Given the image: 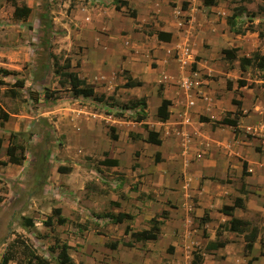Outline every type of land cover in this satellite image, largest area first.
I'll return each instance as SVG.
<instances>
[{"label":"rangeland","instance_id":"obj_1","mask_svg":"<svg viewBox=\"0 0 264 264\" xmlns=\"http://www.w3.org/2000/svg\"><path fill=\"white\" fill-rule=\"evenodd\" d=\"M147 1L136 0L137 8H134V2L131 4L128 1L129 5L121 8V14H115V11L112 10L114 6L111 0H18V4H27L31 8V13L24 23L16 21L13 18L12 7L9 2L0 0V29L7 27L28 29L30 33L27 36L19 38L22 40L21 44H26L31 51V54L28 52V55H31L29 61L23 65L21 64L19 69L12 70L11 74L4 79L8 85H12L16 78L24 79V87L18 89L20 93L19 97L15 99L6 97L3 93L7 87L0 88V92L2 93L0 96V107L11 116H15V120L13 121L20 128L15 138V145L23 148L25 157L23 164L16 171H13L14 175L11 177V181L4 180V176L0 177V191L8 193V190H10L12 194H16L19 190L25 188L28 194L33 192L36 195L37 203L51 206L59 202L62 216L68 220L66 225L57 230L54 227L49 228L41 224L36 226L40 232L31 227L29 228L31 240L28 237L25 238L23 234L16 233L14 236V239H17V241L26 240L31 246L34 244L39 252L47 256L50 264H58L55 259L56 252H52L56 248L53 240L57 235L60 242H65L69 245L70 250L68 253L72 259V264H84L83 261L86 262L85 264H105L101 262L102 254L99 251L94 252L97 248V242L98 246H104V244L116 241V239L121 242L130 240L129 235L123 236L121 232L126 223L131 225L130 221L126 220L122 226H119L113 224L109 218L105 217V215H108L107 210L112 207L116 208L115 203L118 201L124 203L123 210L134 214L137 207L142 208L140 204L136 203L137 200H140L141 203H145V201L150 202L151 200L164 203L160 211L154 213L153 216L159 215L161 210H166L170 213L169 210L172 207L180 208L179 214L182 211L186 212V214H183L184 217H181L182 223L179 222L180 217L173 218V220L175 219L174 223L179 224V226L174 227L172 225L173 222L170 223L168 221L169 217L163 221L170 228L167 229V233L164 230L165 234L161 235V238L159 235L158 241L153 245L156 250H153L152 246L150 244L147 245L146 242L142 244L143 247L137 248L138 251H143L142 249L145 248V251L152 250L158 252L159 257L157 262L159 264H189L191 252H196L203 256L206 254L204 247L209 241L225 240L227 243H230L229 238H231L234 244H243L241 236L232 235L223 229L228 218H221L215 215L213 219L214 223L212 225L207 224L209 222L206 220L208 214L200 209L202 204L197 198L198 196H195L197 190L195 194H189L192 185L196 184L194 176L190 175V178L183 179L181 182H184V186L188 190V195L185 198L181 197L179 201L173 204L168 200V190L162 191L163 185L159 186L152 179L154 174L152 170L156 166H160L162 170H165L166 163H164L161 157L158 162L154 160L155 153L158 150L154 149V146H150L149 148L145 143H142L145 142V139L142 138L146 137V130L142 126L143 122L137 123L134 121L136 113L140 110L139 108L134 109L131 104L133 101L144 98L148 104L146 110L148 120L150 121L148 127L149 129H159L160 125L157 123L158 119L155 116V105L158 101L155 90L157 91L159 85L162 86L163 84L161 83L163 78H160L167 75L171 79L176 76L175 79L180 78L179 82L183 78L188 79L189 82L190 79L193 80L194 78L193 72H199L202 69L195 70L188 66V64H185L186 66H175L172 69L173 71L170 72L167 67L160 68L154 61H151L148 63L151 67L147 69V74H144V78L146 79L143 78L144 84L139 89L129 92L128 88L122 87L124 79L127 76L135 81L140 79L135 72H131L126 68H116L125 65V61L112 57L107 60L106 65H103L99 60L89 59L90 67L85 69L81 67L80 57L83 55L82 47L84 44L82 43L83 40L79 27H74V25L84 16L86 18L89 16H86V11L94 14L95 11L104 7L107 11H112L110 13L113 15L121 18L124 17L121 21L112 18L111 25L113 29L112 34L110 33L109 35L114 38L120 36L117 40L118 46H124L134 51L133 48L135 46L140 47V42H144L145 40L153 42L155 38L152 36V33L163 30L166 25L164 21L159 20V13H156L155 9L150 8L153 5L151 1H154L156 9L161 6H165L168 9L169 16L164 19L170 18L168 27L174 31L177 38H181L177 39V45H181V47L186 46L182 40V36L194 33L198 37L199 43L205 49H208L212 43L208 42V39L201 37V35L207 34L205 29L208 30V24H214L216 31H220V29H223V26H227L226 18L231 16L233 12H237L239 7H242L244 9L243 12L235 20L236 28L246 31L241 36L247 37L248 39H245L247 42L250 41V38L256 37L259 43L256 51L264 54V38L258 37V33L264 32V1L251 0L249 3H240L239 0H218L217 5L214 7H204L202 0ZM131 11H135V18L130 16ZM165 14L164 9H162V16H165ZM42 15H47L51 24V36L47 40L48 42H44L43 38L46 21L42 18ZM112 37L106 36V42H111ZM225 42L221 41L222 44H225ZM111 51L112 48L108 45L106 52ZM208 52L214 55L216 54V48L212 47ZM50 53L58 58L60 65L64 64L65 59H69L71 65L69 71L77 73L82 79L84 77L88 85L93 88L94 93L96 95L103 94L105 99L98 102L92 97H75L71 94L67 82L61 87L59 81H66V79L58 77L53 73V61L49 57ZM244 53L246 54L247 52L244 51ZM144 54H148L152 60L156 59L153 57L151 49L144 52ZM215 67L209 70V76L201 74L203 78L206 77L210 81L209 84L204 83L203 80H199L195 88L184 89L190 93L195 92L199 98H202L205 97L203 87L205 85L211 86L217 98L220 99L223 93L226 92L224 88L226 80H224V75L222 74L224 69H219L216 64ZM263 73V70L248 66L244 75L250 80H260ZM240 77L237 76V78L231 80L236 87L237 79L242 80L243 76ZM163 82H166V80H163ZM253 85L249 84L250 87H253ZM140 93L145 95L141 96ZM234 97L238 98L237 93L234 94ZM229 98L230 93L226 92L221 99V104L225 109L229 107ZM249 102L250 97L245 95V106ZM200 106L201 104H197L196 109H200ZM1 111L0 109V113ZM119 113L122 114V117L118 116ZM177 119L178 117H176ZM191 121L192 119H189L185 122L187 129L191 127ZM91 127H95L96 129V139L94 140L92 132L86 140L83 138L87 134L84 131H88ZM110 127L114 128L113 133L118 137L121 136V139L118 138L117 141H113L109 138ZM130 131H133L132 135L137 134L139 137L142 136L140 137V141L137 139L132 140L128 134ZM160 134L161 132H159V138L162 137V140L165 142L167 157H170L172 156L171 150L167 148L168 145L165 141V138H169L170 135L161 136ZM82 135L84 136L79 137ZM200 143L205 145L202 141ZM260 148L262 149L263 146ZM236 149L247 159L255 157L250 147L237 146ZM199 153L202 155L201 158L195 155L196 159H191V162L188 164H182L186 168L188 167L190 173L192 172V168L195 170L194 174L200 169L197 167L199 163L195 164L199 159L203 158V153ZM111 154L118 157L122 167L118 165L116 168H111L100 164L101 161L110 159ZM259 154L262 153L259 151ZM141 155L142 160L140 159ZM229 160L230 175H227L221 181L222 184H228L229 188L227 187L226 190L219 191L223 198H213L212 203L213 206H216L214 207L215 209H218L220 202L227 199V196H223L224 194L232 196L229 199L231 201L235 196L239 195L242 181L246 177H238V168L236 167V170H234L233 160ZM136 161H142V168L139 167L140 164H137ZM221 164L216 163V168L210 169V171L216 173L217 176H223L225 168ZM59 167L69 168L70 172L66 174L60 173L57 171ZM73 167L75 168L73 169ZM254 170H256L257 175L249 183H251V186L259 183L260 198H264V180L260 181L258 175L261 172L264 176V169L260 170L258 167H254ZM209 175H212V173H207L205 177L199 180V191L205 185L204 178L209 177ZM165 185L167 184L165 183ZM210 188L216 189L214 185L210 186ZM171 194L172 197H175V193L172 192ZM242 195H246V193ZM22 198L21 200L24 202L25 196L22 195ZM55 199H57L56 202ZM148 211L142 212L143 221L136 220L139 222L135 226L130 227L132 231L136 229L138 231L143 230L145 226L149 228L147 215L149 213L152 216V211L150 209ZM238 215L248 221L251 226L257 227L264 240V205L263 207L255 206L248 208V210L244 209ZM15 219L18 226H20L21 220L19 221V216ZM200 219L206 220V223L201 226L206 229V238L201 237V227L198 226ZM76 223L85 225L87 231H79L75 227ZM218 231L220 232L219 234L217 233ZM84 235L86 241H84ZM100 235H106L108 239L101 240ZM43 240L45 241L43 242ZM119 246L124 247L122 245ZM228 249L227 252L231 253L230 247ZM93 252L96 253V259L90 258L94 257ZM223 253L219 249L211 254L215 263L224 264L226 257ZM178 254H181V256ZM114 255L119 256L116 253ZM133 255L140 254L133 253ZM244 256L239 246H234L229 264H244ZM16 257L17 259H21L19 255ZM126 257H128L129 261L118 260L116 264H141L144 261V259L137 256L134 258ZM149 258H151V254ZM174 259L178 261L174 262ZM153 264L156 263L153 262Z\"/></svg>","mask_w":264,"mask_h":264},{"label":"crops","instance_id":"obj_2","mask_svg":"<svg viewBox=\"0 0 264 264\" xmlns=\"http://www.w3.org/2000/svg\"><path fill=\"white\" fill-rule=\"evenodd\" d=\"M128 1L131 2V4L132 2H134L135 4L134 8H137L136 0L135 1L128 0ZM146 1L147 0H145V2ZM16 2H18V0H16ZM129 2H128V5H129ZM147 2H150V1L148 0ZM151 2L153 3V5L150 6V8L155 9V12L159 13V16H160L159 20L164 21L166 25L164 26L163 30L152 33V36L155 38L157 42L155 40L153 42H148V40H145L144 42H140V47L135 46V48H133L134 51H132V49H127L124 46H120V47L118 46L117 40L120 36L114 38L111 35H109L110 33L112 34V29H113L111 25L112 18H116L121 21L124 17L123 18L117 17L116 15H113L112 13H110L112 11H107V9L104 7L99 9L98 11H95L94 14H91L89 11H86V16L89 15L90 17L87 16L86 18L84 16L83 18H81L80 21H78L74 25V27H79L80 35L83 40L82 43L84 44V46L82 47L83 55L80 57V65L84 69L87 67H90L89 59L99 60L103 65H106L107 60L112 57H116L117 59L121 61H125L126 63L125 65L118 66L116 68H119V67L123 69L126 68L127 70L131 72H135L136 74H138V77L140 79L138 80L139 82L138 86L127 89L129 92L131 91L133 92V90L135 91L136 89H139L144 84V79H145L144 74L145 73L147 74L148 72L147 69L151 67V65L148 64L151 61H154L155 64H157V66L160 68L167 67L168 71L170 72L173 71L172 69H174L175 66H186L185 64H188V66H190L191 68H194L195 70L197 69L199 70V68L202 69V71L193 72L192 75H194V78H193L194 81L189 78L190 79L189 84L193 88L196 87L193 84L194 83L198 84L199 80H203V82L206 84L210 83V81L207 80L206 77L203 78L201 74H205V76H209V70L216 68L215 64L218 65L219 69H224L222 74L224 75L223 76L224 80H226L225 86H224L225 89H226L227 81H230L232 83L231 80H234L235 78H237V76L239 78H241L240 76H243L242 80H245L247 82L246 86L236 87L234 83H232L231 89L230 90L226 89V92L230 93V98H229L230 104L227 109L223 108L221 104V99L226 92H224L222 97L218 99L212 87L205 85V87H203V90H204L203 94L205 95V97L199 98V96L195 92L194 93L187 92V90H185L183 87L180 86L182 79L179 82L180 78L175 79L176 76L174 78L172 77L171 79H169L170 76H167V75H166L167 77L166 76L161 77L160 79L163 78L161 81V83L163 84L162 86L159 85L157 91L155 90L157 98H158V101L155 105V116H156L157 107L159 106L160 101H161V98L158 96V90L160 89L162 98L170 101V105L168 107L169 118L165 122H160L158 120L157 123L160 125L159 129H150V130H153L157 132L158 134L159 132H161L160 134L161 136L162 135L164 136L166 134L170 135L169 138H165V137L163 138H165V141L168 145L167 148L171 150L172 156L167 157L168 156L167 150L165 147V142L162 140V137L159 138L161 140L160 146L148 144L146 142H142V143H145L146 146L149 148L150 146H154V149L158 150L157 152L160 153L161 159L164 161V163H166L165 170H162L160 166L159 167L156 166L155 169L152 170V172L154 173L152 179L159 186L163 185L161 189L162 191L168 190L167 197H168V200L172 202V204L176 201H179L181 197L185 198L188 195V190H186L184 186V182L183 183L181 182L183 181V179L190 178V175L194 176L196 184L192 185V188H190L189 194L190 193L195 194V191L197 190L195 196H198L197 198L202 204V207H200V209L208 214V217L206 219L207 222L209 221L207 223L208 225L209 224L212 225L214 223L213 219L215 215H218L221 218H228V221L231 219V217L225 216L221 214L219 211L222 206L231 205L233 200L236 198V196L231 201L229 199L232 198V196L224 194L223 196L224 197L227 196V199L219 203L220 206L218 207V209L214 208L216 206H213L212 202H213L214 197H217L218 199L223 198L221 197L219 191L226 190V188L229 186L228 184L221 183V181L227 175H230L229 173L230 160L229 159L233 160L234 170H236L235 169L236 167L238 168V174H237L238 177L240 176L242 177V162L245 161L247 163L246 171L248 173V176L244 177L242 184L244 185V191L246 195H242V194L240 195V192H239V195L237 197L242 198L244 196V198L242 199L243 207L236 208L232 213L233 217L244 220L240 215H238V213L240 214L244 209L248 210V208L255 207V206L263 207L264 205V198H260V194H259V189H258L259 183H255L254 186H251L250 185L251 183H249L250 181H252V178L257 175L256 170H254V167H258V169L260 170L264 169V145H263L264 144V81L262 80V78L260 80H256V79L250 80L249 78H246L244 73L247 67H245L244 71L240 70V67H239V58L244 57V56L250 57L251 56L250 54L255 52L258 48V44H259L258 40L256 39V37H252L250 38V41L247 42L245 40L247 37H243L241 35H235L234 33L230 31L229 27L227 28V26H223V23H222L223 29H220V31H216V29L214 28V24L213 25L208 24L209 26L208 30L205 29L207 34L205 35L203 34L201 35V37L208 39V42L212 43L210 48L205 49L201 45V43H199L198 37L194 33L190 35L186 34L182 36V40L184 41L186 46L181 47V45H177L176 43L177 39H181V38L180 37L177 38L174 31L170 27H168L170 23V18L164 19V18H168L169 16L168 9L165 6H161L160 8L158 7V9H156L155 2L154 1H151ZM18 5H21V4H18ZM24 5L29 7L27 4H24ZM162 9H164V13H166L165 16H162ZM112 10L115 11L114 12L115 14H121L120 11H116L114 8ZM12 13H13V7H12ZM16 21H22V20L16 19ZM26 21H22V22L25 23ZM210 29H212V31H210ZM205 31L203 30V32ZM159 32L168 34L169 35L168 41L159 40L157 37V34ZM29 33L30 31L25 28L15 29V28L7 27L4 29H0V68L1 69L11 72L12 70H16V68L19 69L21 67V64L23 65L25 64V62L29 61L31 55L29 56L28 52H30L31 54V51L29 50L26 44H21L22 40H20L21 38H19L21 36L22 37L27 36ZM106 36L112 37V39L110 40L111 42H106L107 40L105 39ZM133 36H135V34H133ZM187 41H188V44H187ZM221 41H226V42L225 44H222ZM108 45L110 48H112V51L107 53L106 47ZM212 47L216 48V54L214 55H211L208 52ZM232 48L237 49L236 59L232 63H228L225 60L221 51L223 49H232ZM149 49L152 50L153 57L156 58L155 60L150 59L148 54L147 55L144 54V52H147ZM244 51H246L247 53L245 54ZM79 76L80 75H78V77ZM141 77H142V80H141ZM126 78L124 79V83L126 82ZM83 80L87 81L84 77H83ZM163 80L164 81L166 80V82L168 83L163 82ZM249 84H254V85L253 87H248ZM235 93H237L238 98L234 97ZM140 95L144 96L145 94L140 93ZM245 95H248L250 97V102L246 106L244 104ZM233 98L241 103V107L239 109L235 105L232 104ZM197 104H201L200 109H196ZM147 107H148V104L146 100V108H145L146 119L145 120L147 122L145 123L144 121L142 123V126L147 125L148 127L150 121L148 120V117H147V111H146ZM0 109L2 110L0 113V139H1L0 163H5V165L0 164V177L4 176V180L11 181L12 179L11 177L14 175L13 171H16L23 163L21 165H14V164L8 163L6 149L10 144V141H9L10 135L12 133L18 134V132L20 131V128L13 121L15 120L14 119L15 116H11L10 114H8L7 111H5L2 107H0ZM227 114L231 118L236 116L238 120L237 133L231 126H227V125L213 126V121H219L220 119L225 117ZM2 115H7V118L4 120L2 118ZM173 116H175V118H173ZM176 117H178L177 120H176ZM203 117L210 119V122L208 123L202 122L200 119ZM189 119H192L191 121L192 125L191 127L187 129L185 126V122L188 121ZM84 132L87 133L86 136H84L85 135L84 134L79 137L84 136L83 138L87 140V138L89 137V134L93 132L94 140L96 139L95 127H91L88 131H84ZM132 132L133 131H130V133H128L129 137L131 136L130 138L132 140L137 139L138 141H140V139L138 138L139 135L137 134L132 135ZM146 137H147V132H146ZM146 137H143L142 139H146ZM118 138L121 139V136ZM200 141H202L205 145L201 144ZM237 146H244V147L252 148L255 157L251 159L245 158L244 155L239 153V151L236 149ZM261 146H263L262 149L260 148ZM161 148H162V151H161ZM257 149H259L260 153L262 154H259ZM199 152L203 153V158L201 160L199 158H201L202 155ZM114 154H111L110 159L116 160L118 162V165L122 167V164L119 161L118 157L114 156ZM195 155L200 156L198 158L199 161L195 163V164L199 163L197 167L200 168L196 174H194L195 173L194 168H192V172L190 173L188 170V167L186 168L185 166L182 165V164H188L189 162H191V159H194V158L196 159ZM140 159L142 160V155L140 156ZM136 162L137 164H140L139 167L142 168V165H143L142 161H136ZM216 163H219V164L222 163L221 165L222 166L224 165L225 172L223 176H217L216 173L210 171V169L216 168L217 166ZM116 167H111V168H116ZM74 168L75 167H73V169ZM207 173H210V174L212 173V175H209V177L204 178V180L202 179L205 185H203L201 190L199 191L198 190L200 186L199 180L202 177H205ZM258 175H259L260 181L264 180L263 179L264 176L263 174H261V172L258 173ZM165 183L167 185H165ZM212 185H214L216 189H211L210 186ZM172 192L175 193V197H172V194H171ZM43 194L46 195L45 193ZM22 195L25 196L24 202L23 200H21L23 199ZM154 198H156V196H154ZM56 201L57 199H55V202ZM37 202L38 200L36 198V195L33 192H30L28 194L25 191V188H22L16 194H12L10 190H8V193L7 192L3 193L0 191V264H1V259H2V256L5 250L7 249L9 245L13 244L14 240H16L14 239V236L16 233L25 235L24 237L30 238L29 240L32 239V237H30L29 235L30 234L29 228L23 227L25 218L31 219L33 227L35 228V230L39 231V228L36 226L41 225V224L44 225L43 222L47 219V217L51 215V212L53 209H56V208L61 209L59 202L51 206L48 204H42V203H37ZM117 203H115L116 208L112 207L109 210H107V212L110 215L111 214L116 215L118 213H127L131 216V218L128 220L130 221L131 225H129V223H126L123 230H121L123 236H126L124 235V229L126 226H129V227L135 226L137 222H139L136 220L143 221L142 216H141L142 212L143 213H145L146 211L149 212L148 210L150 209L152 211V216H153L154 213L160 211L161 207L164 206V203H161L160 201H156V200L154 201L151 200L150 202L145 201V203H141L140 200H137L136 203L140 204L142 208L140 209L139 207H137L136 213L134 214L132 212L123 210V205H124L123 202L118 201ZM179 210L180 208H177V207L170 208L169 210L170 213H168V217L170 218L168 219V221L170 223L171 222L174 223L175 219L173 220V218H177V217L178 218L180 217L179 222L182 223L181 217H184L183 214H186V212L182 211V213L179 214ZM61 215H62V210H61ZM18 216H19V221L21 220V224H20L21 227L18 226L16 219H15ZM147 216H148L147 220L149 221L152 218V216L149 215V213ZM173 223L172 225H174V227L179 226V224L177 225V223H174V224ZM122 224L124 223L122 222L117 225L122 226ZM163 224L161 225V228H160V238H161V235H164L165 233H167V229L170 228L169 225L167 226ZM62 226L57 225L53 222V225L50 228L54 227V229L58 230ZM144 228L148 229L147 226H145ZM164 230H165V233H164ZM200 230H201V237H202V229ZM135 231H138V230L137 229L133 230V232ZM227 232L236 236L235 233H232L229 231ZM99 237L101 240L108 239L106 235H102V236L100 235ZM117 240L118 239H116V241ZM37 241H40V240H37ZM44 241L45 240H43V242ZM84 241H86L85 235H84ZM114 241H111V242H114ZM156 241H147L146 243L147 245L150 244L153 250H156V248L153 246ZM229 241L230 243L229 242L227 243V241L224 240L223 242H226V245L224 248H221V250L224 252L223 253L224 256L227 258V259L225 258L224 264L230 263L231 258H232V251L234 250V246L236 245L239 246L241 252L245 255L244 264H246L247 260H249V258L251 257L256 258L254 264H260V263L264 264L263 263L264 262V246L261 247L259 241H255L253 244L252 250L247 251V252L244 248L245 243L243 239H242L243 244L242 243L234 244L231 238H229ZM23 242L27 244L30 247V249L34 251L37 255L49 261L47 256L39 252L34 246V244L33 246H31L30 244H28L26 240ZM96 242H97V239H96ZM209 242H215V241H209ZM53 243H54V240H53ZM101 243H103V241H101ZM142 244H144V242L134 243L133 247L131 248L118 246L115 250H111V249L106 248V244H104V246L102 245L98 246V242H97V248L94 252L99 251L102 254L101 262L105 264H116L118 260L119 261H122V260L129 261L127 259L128 257L126 256H129L132 258L137 256L141 259H144V261L141 262V264H150V263L153 264V262H155L156 264H159L157 262L158 257H159L158 252L152 251V250L145 251V248L142 249L143 251L137 250V248L143 247ZM15 246L16 247L13 248L16 250L15 258L17 259L16 256L19 255L21 256V259H22L23 255H21L18 252L20 250V248H18L19 244L16 243ZM229 247H230L231 253L227 252V250H229L228 249ZM215 251H207V252L205 251L206 254H204L205 256L203 255L204 258L202 256L201 262L199 264H219L217 262L215 263L213 259V255H211ZM52 252L54 253L56 252L55 259L58 262V258H57L58 249L54 248ZM114 253L118 254L119 256H115ZM133 253H138L140 255H133ZM192 253L193 252H191V260L189 264H191V261H192ZM226 253L228 254L227 256H226ZM150 254H151V258H149ZM178 255L181 256V254H178ZM93 256L94 257H90V258L96 259V253H94ZM173 261L176 262L178 260L174 259ZM15 262L16 260H11L8 264H15ZM83 262L84 264L86 263L85 261ZM49 264H50V261H49Z\"/></svg>","mask_w":264,"mask_h":264},{"label":"trees","instance_id":"obj_3","mask_svg":"<svg viewBox=\"0 0 264 264\" xmlns=\"http://www.w3.org/2000/svg\"><path fill=\"white\" fill-rule=\"evenodd\" d=\"M11 6L13 7V18L15 19H20L22 21H26L29 14L31 13V9L27 7L24 4L18 5L16 0H7ZM112 4L114 6V9L116 11H120L122 7H127L128 2L126 0H111ZM218 0H202V4L204 7H214L217 5ZM251 0H239L240 3H249ZM264 1V0H263ZM183 7H185L183 5ZM183 9V8H182ZM243 8L239 7L237 9V12H233L231 16L226 18V24L229 27L230 31L234 33L235 35H243L246 33L245 30H240L236 28V23L235 20L238 15H241L243 12ZM239 13V14H237ZM130 16L132 18L136 17L135 11L130 12ZM42 18L46 21L45 22V31H44V42H48L47 40L51 36V24L49 23L47 15H42ZM251 32V31H250ZM157 37L159 40H166L168 41L169 35L166 33L159 32L157 34ZM259 38H264V32L258 33ZM236 52L237 49L232 48V49H223L221 53L223 54L225 60L228 63H232L236 59ZM50 59L53 61V73L61 78H65L66 81H59V85L63 87L66 82L69 86V90L71 94L75 97L79 96L82 98H90L92 97L95 101L101 102L105 99V96L103 94L101 95H96L94 93V90L91 86H89L85 80L81 79L78 77L77 73L73 71H69L71 68L70 61L69 59L64 60V64L60 65L58 58L53 55L52 53L49 54ZM248 66H253L259 70H264V54L259 53V51H255L251 54L250 57H241L239 58V67L240 70L244 71L245 67ZM11 73L7 70L1 69L0 68V88L1 87H7L6 90L4 91V96L15 99L19 97L20 93L18 89H21L24 87V79L23 78H16L12 85H8L4 81L5 78H7ZM262 80L264 81V74L262 75ZM139 85L138 81H135L131 77L126 78V82L123 84V88H133ZM247 83L245 80H237V86L238 87H243L246 86ZM232 86V83L230 81H227L226 84V89L230 90ZM248 87H250L248 85ZM1 95V92H0ZM158 96L161 98L160 104L157 107L156 110V117L160 122H165L169 118V110L168 107L170 105V101L167 99L162 98L160 89L158 90ZM232 104L235 105L238 109L241 107V103L237 100H232ZM131 106L134 109L139 108L140 111L136 113V116L134 117V121L137 123H142L146 119V101L144 98L139 99L138 101H133ZM119 117H122V114L119 113ZM2 118L5 120L7 118V115H2ZM202 122H210V119L208 118H201L200 119ZM219 125H227L231 126L235 132L237 133V128H238V120L235 117L231 118L228 114L220 119L219 121H213V126H219ZM143 128L147 132V137L145 139V142L148 144L160 146L161 145V140L159 139V134L153 130L148 129L147 125H143ZM110 134L109 138L113 141L117 140V135L113 133L114 128L110 127ZM18 134L12 133L10 135V144L6 149V155H7V162L10 164L14 165H21L25 159L24 154H23V148L18 147L15 145V138ZM140 139V137H138ZM0 146H1V139H0ZM259 152V149H257ZM19 152V153H18ZM137 156V154H136ZM160 158V153L157 152L155 153L154 160L156 162L159 161ZM4 164L5 163H0ZM101 165L107 166V167H116L118 166V162L116 160L112 159H106L104 161H101ZM247 163L245 161L242 162V176H248L247 173ZM58 172L66 174L70 172L69 168L66 167H59L57 169ZM240 193L244 194V185H241ZM243 207V200L240 197H236L231 205H224L220 209V213L231 217V219L228 221V223L223 227L225 231H229L232 233H235L238 236H241L243 238V241L245 243L244 248L247 251H251L253 248V244L256 240L259 241L260 246H264V240L263 236L260 235L259 229L257 227H253L250 225L248 221L235 218L232 216L233 211L236 208H242ZM106 218H109L110 222L113 224H120L126 220H129L131 216L127 213H118L116 215L114 214H108L105 215ZM168 217V212L163 210L160 212L159 215L153 216L149 220V228L148 229H143L140 231H131L129 226H126L124 229V235H129L130 240L129 241H114L111 243L106 244V248L115 250L119 245H122L127 248L133 247L134 243H139V242H147V241H156L160 235V228L161 225L163 224V221L166 220ZM206 220L205 219H200V222L198 223V226L201 227L203 224H205ZM53 222L57 225H65L68 223V220L65 217H62L61 215V209L56 208L53 209L51 212V215L47 217V219L43 222L45 227H51L53 225ZM24 228H31L33 227L32 221L29 218L24 219L23 223ZM75 227L79 231H87V227L81 223H76ZM220 228H222L220 226ZM202 229V237L206 238L207 233L206 230L201 227ZM264 231V228H263ZM218 234L220 233L219 231L217 232ZM17 240V239H16ZM14 240L12 245H9L7 249L5 250L2 259H1V264H8L11 260H16L15 264H49L48 260L43 259L39 255H37L34 251L30 249V247L25 244L23 241H16ZM16 243L19 244L20 250L18 251L21 255H23L22 259H16L15 258V252L16 250L13 249L16 246ZM54 244H55V249H58V262L59 264H72V259L68 253V250L70 247L67 245L65 242H60L59 238L54 239ZM226 245V242L223 241H215V242H208L205 250L206 251H215L221 248H224ZM202 255L197 254L196 252L192 253V261L191 264H199L201 262ZM256 258H249L247 260L246 264H254Z\"/></svg>","mask_w":264,"mask_h":264},{"label":"built area","instance_id":"obj_4","mask_svg":"<svg viewBox=\"0 0 264 264\" xmlns=\"http://www.w3.org/2000/svg\"><path fill=\"white\" fill-rule=\"evenodd\" d=\"M180 86L185 88V89H190L191 85L186 79H183L182 82L180 83ZM194 86H197V84H194Z\"/></svg>","mask_w":264,"mask_h":264}]
</instances>
